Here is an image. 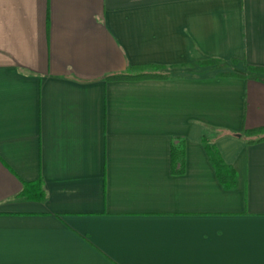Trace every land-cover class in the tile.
Instances as JSON below:
<instances>
[{"label":"crops","instance_id":"0c3cea01","mask_svg":"<svg viewBox=\"0 0 264 264\" xmlns=\"http://www.w3.org/2000/svg\"><path fill=\"white\" fill-rule=\"evenodd\" d=\"M143 64L163 77L107 79ZM249 66L264 0H0V264H264V142L237 136L264 126Z\"/></svg>","mask_w":264,"mask_h":264},{"label":"trees","instance_id":"16d2710c","mask_svg":"<svg viewBox=\"0 0 264 264\" xmlns=\"http://www.w3.org/2000/svg\"><path fill=\"white\" fill-rule=\"evenodd\" d=\"M234 61H238L234 59ZM219 62L217 59L207 60L203 62L205 65H210L212 63ZM164 66L155 64H143L134 65L132 73L129 74H113L107 77L109 80H133V79H146V78H162L163 75L159 72ZM249 71L264 74V67L259 66H249ZM223 75L229 76H242L239 73H223ZM238 137L244 139L247 144L253 145L264 142V126L246 128L244 127L238 134ZM203 144L206 148L209 159L213 163L217 176L223 186L226 189H234L238 184V174L236 170L228 165L224 158L222 157L219 149L210 145L207 139H203ZM172 161L174 163H179L183 167L185 161V152L183 148L173 147L172 151ZM182 171V169L180 170ZM25 199L43 202L46 199V191L43 184L40 181L35 183H27L22 192Z\"/></svg>","mask_w":264,"mask_h":264},{"label":"rangeland","instance_id":"374dc122","mask_svg":"<svg viewBox=\"0 0 264 264\" xmlns=\"http://www.w3.org/2000/svg\"><path fill=\"white\" fill-rule=\"evenodd\" d=\"M219 62H222V61H219ZM219 62H215V63H219ZM159 71H161V70H159Z\"/></svg>","mask_w":264,"mask_h":264}]
</instances>
